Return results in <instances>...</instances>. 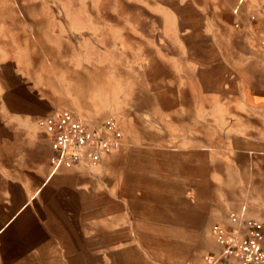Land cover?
I'll use <instances>...</instances> for the list:
<instances>
[{
	"label": "crops",
	"instance_id": "0c3cea01",
	"mask_svg": "<svg viewBox=\"0 0 264 264\" xmlns=\"http://www.w3.org/2000/svg\"><path fill=\"white\" fill-rule=\"evenodd\" d=\"M104 1L0 36V264H206L232 213L264 241V0ZM52 40L108 49L99 92L90 53L64 92L13 51ZM63 107L115 118L119 148L53 171L37 120Z\"/></svg>",
	"mask_w": 264,
	"mask_h": 264
},
{
	"label": "built area",
	"instance_id": "2783aa9c",
	"mask_svg": "<svg viewBox=\"0 0 264 264\" xmlns=\"http://www.w3.org/2000/svg\"><path fill=\"white\" fill-rule=\"evenodd\" d=\"M37 123L47 134L53 171L75 164L96 165L119 148L123 136L115 118L93 124L68 108L41 116ZM229 219L234 226H212L210 232L219 251L207 254L205 263L264 264L261 222L234 213Z\"/></svg>",
	"mask_w": 264,
	"mask_h": 264
},
{
	"label": "rangeland",
	"instance_id": "374dc122",
	"mask_svg": "<svg viewBox=\"0 0 264 264\" xmlns=\"http://www.w3.org/2000/svg\"><path fill=\"white\" fill-rule=\"evenodd\" d=\"M94 2L95 8H103L104 4H106V1L104 0H94ZM111 3L114 7L118 6V0H111ZM77 8H86L85 0H0V36L6 38L13 37V43L16 45L20 44L17 34L12 31L9 23L14 15H19L20 19L26 16L39 18L40 27L44 28L46 26V20L49 21L52 19V14L57 16L56 18L58 20L64 21L67 18L70 19V17H64L63 15L65 14L69 16L71 11ZM101 36V33H96V40L102 41ZM29 44L38 45V47L16 48L13 51L18 53L25 64L32 66L36 70L35 73H33L38 80L54 86L62 85L64 92L71 91L72 82L76 83V81H79L84 84L87 83L86 71H84L85 73L83 74L81 72L77 73L76 69L72 67L71 59L73 57L74 60V58L81 56V54L86 56L87 53H90L94 59L92 63L93 69L90 71V76L93 78L96 91L99 92L98 90H100V87H102L104 83L103 76L105 68L103 60L104 58H107L104 54L108 52V49L104 50L103 48L95 47L93 50H73L70 47V43H67L68 47L57 48L56 44L58 45L59 43L54 40L30 42ZM117 77H119L118 74ZM115 81L116 89L118 90L119 83L121 82L119 80ZM118 99L117 96L114 97L116 102ZM117 105L118 104L116 103V107Z\"/></svg>",
	"mask_w": 264,
	"mask_h": 264
}]
</instances>
